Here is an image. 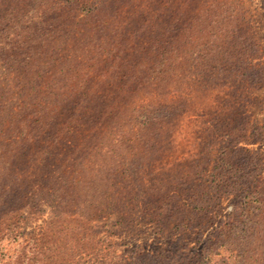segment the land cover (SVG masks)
Instances as JSON below:
<instances>
[{"label":"rangeland","instance_id":"obj_1","mask_svg":"<svg viewBox=\"0 0 264 264\" xmlns=\"http://www.w3.org/2000/svg\"><path fill=\"white\" fill-rule=\"evenodd\" d=\"M264 264V0H0V264Z\"/></svg>","mask_w":264,"mask_h":264},{"label":"trees","instance_id":"obj_2","mask_svg":"<svg viewBox=\"0 0 264 264\" xmlns=\"http://www.w3.org/2000/svg\"><path fill=\"white\" fill-rule=\"evenodd\" d=\"M25 264H27V263H25Z\"/></svg>","mask_w":264,"mask_h":264}]
</instances>
